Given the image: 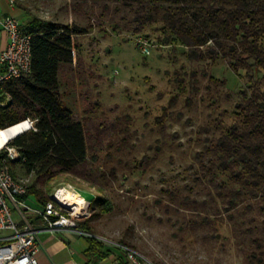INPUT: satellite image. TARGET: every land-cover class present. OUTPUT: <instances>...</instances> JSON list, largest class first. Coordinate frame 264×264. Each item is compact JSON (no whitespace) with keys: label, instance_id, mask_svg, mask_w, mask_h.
I'll use <instances>...</instances> for the list:
<instances>
[{"label":"rangeland","instance_id":"obj_1","mask_svg":"<svg viewBox=\"0 0 264 264\" xmlns=\"http://www.w3.org/2000/svg\"><path fill=\"white\" fill-rule=\"evenodd\" d=\"M16 2L28 15L19 19L22 25L32 16L88 30L75 37L74 63L61 69L59 80L62 99L85 126L89 156L84 175L62 174L37 183L17 163L16 177L29 186L35 184L45 198L62 187L82 194L90 204L74 214L76 221L88 222L110 246L130 242L146 264H248L249 242L238 245L241 235L236 229L261 225L263 217L256 211L243 214L244 204L230 219L226 199L203 175L201 160L206 165L208 160L199 156L206 152L207 137L217 136L234 122L236 103L252 82L246 71L235 72L222 58L213 63L189 61L182 45H161L160 24L135 33L134 26L120 19L122 14L103 12L101 4ZM141 37L149 41L148 56L137 44ZM192 70L198 71L200 92L188 107L186 99L194 94ZM204 70L212 82L202 77ZM258 76L264 81V70ZM182 79L183 89L177 81ZM175 95L177 103L159 123L157 117ZM204 127L211 132L205 133ZM196 171L200 182L194 179ZM213 171L217 181L233 185L229 174L217 167ZM169 192L181 199L189 196L190 202L206 200L211 221H203L202 209L197 215L193 208L173 204ZM96 198L100 200L92 206ZM105 200L111 203L108 211ZM34 201L31 196L29 202Z\"/></svg>","mask_w":264,"mask_h":264},{"label":"trees","instance_id":"obj_2","mask_svg":"<svg viewBox=\"0 0 264 264\" xmlns=\"http://www.w3.org/2000/svg\"><path fill=\"white\" fill-rule=\"evenodd\" d=\"M89 2L101 4L103 12L122 14L120 19L134 26L135 33L148 25L160 24L161 45H182L189 61L213 63L222 58L235 72L246 71L252 82L236 103L234 122L226 131L207 137L206 152L199 156L208 160V165L201 160L203 175H208L216 186L217 195L226 199L225 212L230 219L244 204L243 214L256 211L263 217L261 225L239 226L236 231L241 235L238 245L249 242L248 264H264V81L258 76L264 70V0H76L78 5ZM23 27L32 36L31 72L4 86L1 101L6 105L0 106V130L27 119L34 122L35 130H27L7 143L19 153V158L9 160L8 164L15 174L14 167L19 163L26 175L35 176L37 183H46L62 174L84 175L89 162L85 126L62 99L59 76L63 67L74 63L75 37L88 30L32 16ZM201 75L208 77L205 70ZM190 77L194 94L186 99L188 107L195 104L194 96L200 92L198 71L192 70ZM213 80L208 77V81ZM177 81L183 89L184 80ZM177 101V95L170 99L168 107L162 109L163 115L157 117L159 123ZM203 131L210 133L211 129L204 127ZM6 153L0 152V163ZM216 167L229 174L231 187L223 180L217 181L218 174L213 171ZM194 179L201 181L197 171ZM169 195L179 208H193L197 215H201L202 209L203 221H211L206 200L190 202L189 196L181 199L178 194ZM208 195L214 203L216 198L211 190ZM31 196L38 206L49 200L35 184L29 186L25 198ZM99 200L94 199L92 206ZM104 203L108 211L111 203ZM209 206L212 209L213 205ZM215 211L221 214L219 209ZM251 219L256 220L254 216ZM77 224L78 230L88 234L91 251L100 258L110 253L88 222ZM113 247L137 251L125 240Z\"/></svg>","mask_w":264,"mask_h":264},{"label":"built area","instance_id":"obj_3","mask_svg":"<svg viewBox=\"0 0 264 264\" xmlns=\"http://www.w3.org/2000/svg\"><path fill=\"white\" fill-rule=\"evenodd\" d=\"M7 2L12 8L17 4L16 0ZM0 28L9 40L7 47L0 52V106H5L6 103L1 101L4 86L31 72L32 36L12 15L0 18ZM137 44L142 54H151L148 40L141 37ZM27 120L31 124L29 130H35L34 122ZM3 150L7 153L0 163V264H39L36 254L41 226L51 231L77 229L76 216L73 210L54 198L60 188L45 205H31L25 198L29 188L27 180L17 178L8 164L9 160L19 158L18 151L9 145L0 147V152ZM124 249L132 264H146L137 251Z\"/></svg>","mask_w":264,"mask_h":264},{"label":"crops","instance_id":"obj_4","mask_svg":"<svg viewBox=\"0 0 264 264\" xmlns=\"http://www.w3.org/2000/svg\"><path fill=\"white\" fill-rule=\"evenodd\" d=\"M8 15L18 19L28 16L26 10L17 4L12 8L7 0H0V18ZM8 42L7 34L0 28V52L7 47ZM30 204L38 206L36 203ZM95 237L100 239L96 235ZM37 238L39 249L36 257L39 264H132L125 250L108 244L106 251L110 253L100 258L96 252L90 250L88 235L78 229L51 231L41 226Z\"/></svg>","mask_w":264,"mask_h":264},{"label":"bare ground","instance_id":"obj_5","mask_svg":"<svg viewBox=\"0 0 264 264\" xmlns=\"http://www.w3.org/2000/svg\"><path fill=\"white\" fill-rule=\"evenodd\" d=\"M30 127V122L24 121L15 126L0 130V147L3 148L7 146L9 144L8 142L12 138L27 131ZM60 189L61 190L59 191L58 195L54 198L58 199L61 204L73 210L74 214L81 213L86 210L88 201L82 194L68 187H62Z\"/></svg>","mask_w":264,"mask_h":264}]
</instances>
